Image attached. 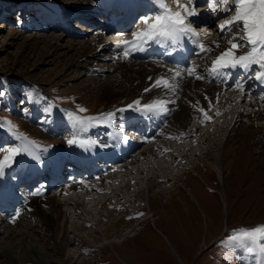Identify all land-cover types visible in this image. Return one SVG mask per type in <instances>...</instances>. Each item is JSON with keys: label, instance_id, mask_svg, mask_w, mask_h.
Wrapping results in <instances>:
<instances>
[{"label": "rangeland", "instance_id": "rangeland-1", "mask_svg": "<svg viewBox=\"0 0 264 264\" xmlns=\"http://www.w3.org/2000/svg\"><path fill=\"white\" fill-rule=\"evenodd\" d=\"M73 1L76 0H0V91L4 92L0 96V122L10 121L16 126L17 134L42 143L35 142V146L48 152L54 151L55 145L67 151L73 146L67 143L69 139L86 133L84 126H79L76 131L72 120L79 115L78 109H86L79 115L86 120L112 112L115 121L120 116L117 114H121L117 110L130 111L126 106L133 104L137 96L121 84L113 85L115 93L108 98L96 95L101 84H108L111 79L113 63L104 57L106 54L89 58L88 63L70 65L69 61H76L73 58L90 42L97 28L106 25L107 17L111 20L122 14L117 12L112 16L109 13L105 17L100 7L88 10L87 0H78L80 5L76 8L71 4ZM165 3L172 11L178 10L173 0ZM202 3L196 8L200 14L203 13ZM66 9L71 10V14L60 18L59 14ZM214 17L209 15L207 22ZM228 18L226 13L217 20L214 18L212 24H205L211 32L210 37L220 35L219 38L227 40L232 32L238 31L233 29L220 34L218 25ZM138 27H144L140 19L130 24L128 34L137 31ZM197 27L194 28L201 33L203 28L197 30ZM105 33L109 31L104 32V42L118 41L119 36L111 37ZM200 39L203 41L201 36ZM196 59L200 57L190 55L188 63L193 65L191 60ZM200 63L197 72L203 74L207 59H200ZM95 67L106 69V72L101 76L93 75ZM224 95L234 94L224 91ZM236 105L237 102L220 112L218 116H225L222 121L225 127L209 136L205 143L202 138L206 135L199 137V132L209 128L210 124L199 127L196 131L199 144L192 145L191 152H185L184 159L173 166L175 170L172 169V173L178 170L174 173L177 174L176 180H171V183L155 181V188L149 186L148 191L144 189V182L136 188L132 182L129 193L124 190L121 196L109 200L99 195L102 203L97 207L94 218L100 219V224L93 225L94 219L86 216L87 219L81 222L87 220L90 226L78 232V245L68 249L71 254L81 252L76 264H264L259 241L251 245L254 248L252 253L228 243V237L235 230L264 225V153H259L260 150L250 144L246 134L227 138L226 130L232 124ZM242 112L247 113L246 109ZM145 121L146 118L139 117L128 122V117L123 116L114 122L113 128L122 129L127 136L137 138L139 128L147 125ZM90 122L97 123L94 120ZM196 122L189 119L186 130ZM106 133L111 132L106 130ZM23 143L15 139L7 125L0 127V157L4 154L3 148ZM186 144L187 141L180 144L179 149ZM178 147L174 144L173 155L181 154ZM222 148L224 157L220 164L217 153ZM162 156L163 161L166 155ZM214 156L216 162L212 161ZM18 175L15 171L4 179V185L12 187L15 194H31L42 182L40 177L32 179L33 182H19ZM62 176L67 179L65 170H62ZM49 187L45 192L47 196L56 192L53 184ZM161 189L164 193H160ZM4 193L6 190H0V198ZM132 194L136 197L133 203L129 199ZM68 197L60 196L66 200ZM68 210L71 209L68 207ZM17 213L19 217L11 225L14 233L7 236L3 233L5 214L0 210V264H59L62 256L55 249H45L47 232L43 229L36 233L28 230L26 223L38 225L40 221L28 216L30 211L21 200L10 212L11 216ZM68 218L72 222V215L69 214ZM136 228L137 231L134 230Z\"/></svg>", "mask_w": 264, "mask_h": 264}, {"label": "bare ground", "instance_id": "bare-ground-1", "mask_svg": "<svg viewBox=\"0 0 264 264\" xmlns=\"http://www.w3.org/2000/svg\"><path fill=\"white\" fill-rule=\"evenodd\" d=\"M149 2H151L152 5ZM199 3H202L200 8L203 10V13L198 17L190 18L195 21L192 25L194 27L198 26L197 28L204 29L206 27L205 24L210 25L213 23L214 18L218 19V17L226 14L219 9H217L216 12L209 10L206 0H197V4ZM71 4L75 5V8L80 5L78 0L73 1ZM86 5L87 7L89 6L88 10L90 8L100 7L105 17L110 14L114 16L117 12H122V14H119L118 18L115 17L111 20L107 17L106 25L103 24L97 28L98 30L95 32L90 42H87V45L81 49L82 51H78V55L73 58V60L76 61H69L70 65H76L82 62L88 63L89 61H87V59L94 58L98 55L104 56V54H106L104 57H107L108 60L113 63L111 68L112 74H110L111 79L108 84H101L100 89L95 92L96 95L102 98H108L115 93L113 91V85L121 84L126 90L136 93L137 96L135 101L139 100L141 104H150L154 100L169 102L166 104V112L138 111L135 108L132 109V112H118L121 113L117 114L120 115L118 120L123 116L128 117V122H133V120L139 117L146 118L145 122L147 125L139 128V134H136V136L138 135L137 138L127 136L128 134L126 135L125 132H122V129L118 130L113 128L114 122L118 120L114 121L113 118L106 119L102 116H97L94 120L95 123L97 122L96 124L89 120H85L83 125H78L76 123V131L79 126H84L86 128V134H77L75 137L76 143H74V150H72L73 146L66 151L55 145V150L48 152L36 146H30L31 154L29 152L22 153L13 166L6 169L4 175L0 176V190H6V193H4L2 197L3 199L0 198V200L3 201H0V210L5 214L3 222L5 221L6 228L3 233L8 234L7 236H11V234L14 233L11 227L13 223L11 222V218L14 215L11 216L10 212H12L14 205L21 200L30 211L28 216L31 219L37 218L40 221L38 225L26 223V226L29 225L28 230L36 233L38 229H43L47 232L48 244H46L45 249H48V251L55 249L56 253L62 256V258L59 259V264H76V260L81 257V252L77 251V254H71L68 252V249L78 245L80 241L78 238L79 235H77L78 232L80 233L83 231L87 225L90 226L87 220L81 222V220L87 219L86 216L94 219V222H92L93 225L100 224V219L94 218V215L97 213V207L101 206L102 203L99 195H103L105 200H109L111 197L121 196L124 190L126 193H129L131 189L129 185L132 182H134L133 188H136L135 186L144 182V189L148 191L150 188L149 186H151V188L154 187L153 182L155 181H160L161 183L164 181L168 183L171 180H176L177 174L175 175L174 173L178 170L172 173V169H174L173 166L184 159L183 156L185 152H187V154L191 152L192 145L199 144L196 138V131L199 127L204 126L205 123L210 124L209 128L199 132V137H202L203 134L206 135V137L202 138V142L204 143L209 136H214L222 127H225L222 125L225 116L215 115L217 110H219L220 113L224 111L226 107H230L233 103L235 104L237 102V105L234 107L235 115L232 119V124L230 128L226 130L228 131L227 138L231 136L237 138L238 136L246 134L249 137L248 140H250V144L253 145L255 149H259V153H264V93L259 92H264V82L256 80L254 78L255 74H252V71L256 72L259 70L257 66L254 65L253 69L248 72L242 69H227L224 71L230 73V75L223 77L217 76L215 78L207 71L215 55H218L228 47L227 40L229 38L225 40L219 38L220 35L217 37H210V35L205 37L202 33L203 42L213 47V52L211 54L200 56V59H207L208 63L204 66V73L201 72L203 74L198 72L204 79L197 80L185 75L183 79L179 80L180 88L175 91L152 88L151 91L145 92L144 90L149 88L157 78H171L172 73H170L168 69L177 68L173 63H187L186 59L188 56L192 54L195 55L196 49L191 39L183 38L178 44H173L170 41H165L164 43L153 42L143 50L132 52L130 58L127 60L116 59L122 50V46L118 47V42L125 39L131 40L132 37V34H128L127 31L131 23L129 24L128 22L127 24L126 21L140 19L141 22V17L148 16L149 13H155L158 10V6L153 3V0H96V2L95 0H87ZM229 6H231V0L229 1ZM123 7H125V9ZM71 12V10L66 9L59 14V17H67ZM211 14L215 17L207 22L206 18ZM54 20H56L55 17ZM138 28L137 31L142 27ZM106 31L113 33L111 36L118 35V41H112L110 43L104 42V32ZM235 32H232V35L235 34ZM56 41L53 43L55 44ZM213 41H218L220 47L216 48L213 45ZM247 50L248 49L244 48L241 49L240 52L243 54ZM166 52H169L168 56H165ZM214 52L217 53L213 54ZM200 59L191 61H194L193 64L196 63V65H199L201 64ZM188 66H190V64ZM105 70L106 69L95 67L92 73L93 75L101 76L106 72ZM236 70L241 72L242 75V78H239L238 81L243 83L244 95H241L240 90L234 87L236 82L234 83L233 75ZM149 77L152 79L150 80ZM252 85H255L258 89H250L249 87ZM253 90L259 95L257 96L252 92ZM224 91H228L229 94L234 95L226 96L224 95ZM217 94H219L218 103H216ZM205 96L209 99L206 100ZM209 100L213 102V107L211 111L208 112V115L212 116V119L201 123L203 116L194 106H196V102L199 101L197 107H204L207 109ZM243 109H246L247 113L242 112ZM189 119H194L197 122L195 126L186 130V122ZM240 123L241 125H239ZM184 128L185 130L183 132L182 129ZM106 130H110L112 134L106 133ZM73 131L74 130L71 132ZM130 136H132V134ZM28 139L42 144L29 137ZM186 141L188 144L181 146L179 149L178 146ZM174 144L175 147L177 145L180 152L182 151L181 154L173 155L174 151L171 150L174 148ZM184 149L186 150L184 151ZM187 149L190 151L188 152ZM69 150H71V153ZM82 150L91 152L93 155L87 159V161L82 162L83 165L88 162L89 166H87L85 171L83 167L74 168L73 170L75 171L79 168V174L77 170L73 178L69 177L64 179L62 174L57 171L58 168L70 157L69 160L71 159V163L68 166H70L69 169L72 170L73 167L71 166L74 165L75 155ZM220 150V152L217 153V157L220 156L218 160L221 164L222 158L224 157H222L224 149L222 148ZM162 155H166L163 161ZM194 155L197 156L198 153H194ZM34 156L38 158H34ZM149 159L152 161L148 162ZM213 160L216 162L215 156L212 161ZM92 161H94V164L91 165ZM34 169L35 172H33ZM80 170H83V173H80ZM15 171H18L19 175L17 178L19 182H33L31 180H36L38 177L42 179V182L37 189L33 188L34 190H32L31 194L25 196L18 193L15 194L16 191L12 192V187L8 188L7 185H4L5 177H9L12 175V172L14 173ZM187 179L188 178H186V180ZM201 179H203L202 176ZM52 184L55 186L56 192L49 196L45 195V192L50 189L49 186ZM44 186L48 187L44 188ZM162 190L163 189L160 190V193L163 192ZM61 195L63 197H69L66 200V198H60ZM134 197L135 194L129 196L132 203L133 200H135ZM68 207L71 210H68ZM139 210H141V208ZM69 214L73 217L72 222L69 221ZM134 230L137 231V228ZM48 245H51V248H49Z\"/></svg>", "mask_w": 264, "mask_h": 264}, {"label": "snow or ice", "instance_id": "snow-or-ice-1", "mask_svg": "<svg viewBox=\"0 0 264 264\" xmlns=\"http://www.w3.org/2000/svg\"><path fill=\"white\" fill-rule=\"evenodd\" d=\"M209 10L216 12L217 9L229 14V18L225 19L223 23L218 25L221 34L231 32L233 29H238L235 34L227 40L228 47L221 51L215 58L211 60V65L207 71L212 74L213 78L217 76H226L230 73H226L227 69H242L245 72L253 69V66H257L259 70L255 72V79L264 82V0H231V6H229V0H206ZM158 6V10L148 16L141 17V22L144 27L136 32L132 33L131 40H122L118 42V47L122 46V50L116 59L127 60L130 58L131 53L134 51L143 50L146 46L153 42L164 43L170 41L173 44H178L183 38H190L196 49L195 55H207L213 52V47L205 44L200 39V33L192 26L195 21L193 17L200 15L197 12V0H174L177 7V11H172L167 6L164 0H153ZM151 21V22H150ZM205 37L211 35L210 30L205 27L202 29ZM213 45L216 48L220 47L218 41H213ZM248 49L241 54V49ZM199 65L193 64L183 69H168L172 73L171 78L159 77L157 78L149 88L144 91L149 92L152 88H162L166 91H175L180 88L179 80L183 79L185 75L193 77L194 79H204L202 75L197 72ZM151 80L152 78L149 77ZM239 89L241 95H244V86L241 81H237L235 86ZM4 92L0 91V96H3ZM205 99L209 98L205 96ZM169 101L154 100L150 104H141L139 100L134 101L133 104L127 105V109H133L147 112H166V104ZM219 102V94L216 97V103ZM199 101L196 102V110L202 114L203 119L201 123L206 120H211L212 116L208 115L213 107V102L209 100L208 108L197 107ZM125 109H118L117 111H124ZM26 111V110H25ZM79 112H84L86 109L80 108ZM219 110L215 112V115H219ZM114 113H102L101 116L106 119H111ZM69 116H72L69 113ZM96 118H88L89 121ZM75 122L78 125L85 123V118H75ZM7 125L8 130L13 133L16 140L23 141L21 146H9L3 148V156L0 157V176L4 175L5 170L12 167L16 162V157L22 153L29 152L30 147H35V142L29 140L23 134H17L15 132L16 126L10 121L0 122V127ZM69 145L76 143V140L69 139L67 141ZM31 154V153H30ZM34 158H38L35 157ZM38 194V193H37ZM142 215V213L140 214ZM19 217V213L11 218V222H15ZM260 242V252L264 254V225H260L255 228L246 230H235L233 234L228 237V243L233 247H242L247 250L248 253H252L254 248L252 244Z\"/></svg>", "mask_w": 264, "mask_h": 264}]
</instances>
